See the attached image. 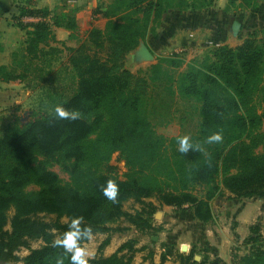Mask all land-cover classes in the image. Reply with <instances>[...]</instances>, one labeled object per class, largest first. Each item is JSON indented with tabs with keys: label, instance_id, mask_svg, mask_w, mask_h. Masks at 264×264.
I'll list each match as a JSON object with an SVG mask.
<instances>
[{
	"label": "trees",
	"instance_id": "obj_1",
	"mask_svg": "<svg viewBox=\"0 0 264 264\" xmlns=\"http://www.w3.org/2000/svg\"><path fill=\"white\" fill-rule=\"evenodd\" d=\"M242 2L250 7L258 4V0ZM215 3L216 0H112L99 6L98 13L106 18L105 26L91 28L89 35L98 47L107 44V58L87 55L82 63L71 59L65 65L77 77L72 94L53 98L55 88L49 86L45 102L48 108L27 123H12L0 135V264H55L63 250L51 246L54 237L50 233L55 230L62 234L73 216H83L94 234L109 232L90 264H135V253L144 249L136 248L135 240L126 241L111 255L103 253L113 233L123 231L109 224L126 217L141 228V223L147 224L142 215L149 216L157 207L146 203L137 216H132L123 208L129 199L143 201L155 196L159 206L179 208L189 204L194 221L204 224L215 220L211 200L225 192L232 201L264 200V139L259 133L264 126V29L250 33L237 47H214L203 58L192 61L176 78L163 69V63L179 67L182 62L175 58H159L148 77L136 76L125 66L128 54L149 33H156L166 13L173 9L202 10ZM26 15L37 20L24 22ZM14 19L18 27L26 30L27 37L20 50L14 52L13 65L0 66V82L20 80L28 86L31 81L40 85L56 83L54 76L60 70L55 63L62 50L53 45L58 42L53 27L74 32L77 17L33 8L21 9ZM162 73L168 81L174 80L175 92L200 103V123L197 133L191 136L193 141L202 143L209 134L222 130L223 143L205 145L210 163L200 152L181 154L177 150L178 136L168 138L159 134L147 117L143 93L150 81L163 78ZM56 104L78 109L83 118L53 120L51 112ZM104 107L109 113L105 127ZM97 132L95 149L106 157L120 153L128 167L125 180L86 163V149L92 144H85L84 140ZM260 144L262 151L258 153ZM41 154L56 158L69 173V182L63 183L52 170L28 167ZM108 179L119 185L117 204L100 191L99 186ZM30 185L39 188L27 190ZM197 191L202 193L201 197ZM40 213L56 217L47 221ZM63 217L68 220L61 221ZM261 227L260 222L250 225V234L245 238L248 253L238 264H264ZM34 240L43 244L31 248ZM22 248L29 249L23 259L17 254ZM146 248L149 252L145 259L153 264L154 248ZM170 257L171 264H214L207 263L205 258L196 260L193 248L185 253L167 243L160 264H166ZM64 264H70L68 256Z\"/></svg>",
	"mask_w": 264,
	"mask_h": 264
},
{
	"label": "rangeland",
	"instance_id": "obj_2",
	"mask_svg": "<svg viewBox=\"0 0 264 264\" xmlns=\"http://www.w3.org/2000/svg\"><path fill=\"white\" fill-rule=\"evenodd\" d=\"M38 1L41 0H19V3H21L19 7L21 6V9L26 10L39 8L40 3ZM40 8L43 9L45 7ZM22 20L29 23L36 21L37 18L26 15ZM96 24L99 25L100 22ZM58 42L57 44L55 43V46L61 48L62 52L59 55L58 62L55 63V68L60 70V74L54 76L57 82L40 85L38 81H31V85L29 86L27 83L22 82V86L20 85L17 88L12 87L13 89L7 93V97H9L2 98L0 102V135L12 123H27L33 120L36 115L46 110L48 107H46L45 102H48L46 94L49 86L50 88H55L53 98L67 97L72 94L76 87L77 77L76 74L74 75L73 69L70 70L69 67L66 69L67 66L65 65L69 64L71 59L82 63L84 57L87 55H96L101 59H105L109 53L107 44L104 47H98L94 42V37L80 30L70 35L66 41L67 43L62 40H58ZM68 48H74V50ZM125 66L132 70L136 76L148 77L149 75V70L146 71L142 67H137L128 57L125 60ZM163 69H167L172 74H169V76L173 78H176L178 75V70L170 68L165 63H163ZM161 75L163 78L157 82L150 81L143 93V108L147 117L152 122L155 130L168 138L173 136L179 137L185 134L193 136L199 128L200 103L194 99L176 94L174 91V86H176L174 80L168 81L167 76L163 73ZM19 82L21 81H15V83ZM102 110L105 114L103 124V127H105L109 123V113L105 107ZM259 133L264 139V126H262ZM98 135L99 132L94 133L87 140H84L85 144H92L91 148L86 149V163L96 167L100 172H111L119 179L125 180L128 172L125 161L120 157L118 151L106 157L104 152L100 153L99 150L95 149V146L97 147L98 144ZM262 146L260 144L256 152L260 153ZM28 167L52 170L63 183H67L70 180L69 173L54 157L41 154L38 161L29 164ZM38 188L39 186L37 185H30L26 189L32 190ZM225 193L223 196L211 200L215 220L206 224L194 221L189 204L179 208L167 205L159 206V200L155 196L145 198L143 201L129 199L124 202L123 208L132 216H137V213L144 208L146 203H153L157 207L149 216L147 213L142 215L144 218H147V224L145 222L141 223L142 229L137 228L126 217H121L109 224L110 227L120 228L123 231L113 233L111 244L103 250V253L111 255L126 241L135 240L136 248H144L135 253V264H150V260L145 259L149 252V249L146 248L147 246L154 248L153 264H160L163 246L167 243L174 244L176 249L179 248L181 252L185 253H188L193 248L195 256H199L198 261L205 258L207 263L238 264L241 257L248 253L249 244L247 245L245 238L250 234V226H241L239 224L235 215L237 201L229 200V193ZM196 194L199 197L202 196V193L198 191ZM157 213L161 214L158 218H156ZM9 214L11 216L13 210ZM39 216L47 221L56 217L54 214L46 213H40ZM67 220L65 217L61 218L63 222ZM257 220L256 222L261 223V228L264 232V218H258ZM7 228H9V225H7ZM108 235L109 232L97 233L94 234L93 240L84 243V246L89 249L93 257L98 255V247ZM153 237L155 240H153ZM42 244L41 240H34L31 243V248H38ZM184 244L187 248L183 251L182 245ZM17 254L23 259L29 254V249L22 248ZM172 262L173 257H170L166 264H171Z\"/></svg>",
	"mask_w": 264,
	"mask_h": 264
},
{
	"label": "crops",
	"instance_id": "obj_3",
	"mask_svg": "<svg viewBox=\"0 0 264 264\" xmlns=\"http://www.w3.org/2000/svg\"><path fill=\"white\" fill-rule=\"evenodd\" d=\"M111 1L41 0L38 3L42 6L39 4L38 7L48 8L52 14L61 12L75 14L78 27L74 32L64 27H53L56 38L67 43L69 36L79 30L89 34L93 27L103 29L106 18L98 13V8ZM20 4L19 0H0V66L13 65V54L20 50L27 37L26 30L15 24L14 17L19 14ZM97 22L100 24L97 25ZM262 29L264 0H258L255 7L245 5L242 0H237L233 4H230L229 0H216L213 6L202 10L169 11L164 15L156 33H149L127 57L137 67H142L146 71L150 70L159 58H175L182 62L181 65L169 67L180 73L186 71L192 61L203 58L214 47L219 45L237 47L250 33L260 32ZM258 37H262V34L258 33ZM20 85L22 86V82H0V102L2 98L9 97L7 93L13 89L12 87L17 88ZM236 204L235 215L241 226L249 227L258 218H264V200L250 198Z\"/></svg>",
	"mask_w": 264,
	"mask_h": 264
},
{
	"label": "clouds",
	"instance_id": "obj_4",
	"mask_svg": "<svg viewBox=\"0 0 264 264\" xmlns=\"http://www.w3.org/2000/svg\"><path fill=\"white\" fill-rule=\"evenodd\" d=\"M53 120L76 121L83 118L78 109H69L61 104H56L51 112ZM223 132L215 131L209 134L204 141H193L189 134L177 137V150L184 155L189 152L203 153L207 162H211L210 154L207 153L205 145L223 143ZM103 196L113 204L119 203L120 188L114 179H108L105 184L99 186ZM51 246L62 249L63 252L57 256L55 264H64L65 256L70 258V264H90L93 258L91 252L82 242L91 241L94 238V230L90 224H85L83 216H73L62 234H56L55 230Z\"/></svg>",
	"mask_w": 264,
	"mask_h": 264
},
{
	"label": "water",
	"instance_id": "obj_5",
	"mask_svg": "<svg viewBox=\"0 0 264 264\" xmlns=\"http://www.w3.org/2000/svg\"><path fill=\"white\" fill-rule=\"evenodd\" d=\"M160 215H161L160 213H157V214H156V218L160 217ZM153 240H155L154 237H153ZM186 248H187V246H186L185 244L182 245V250H183V251L186 250ZM195 259H196V260H199V256L196 255V256H195Z\"/></svg>",
	"mask_w": 264,
	"mask_h": 264
}]
</instances>
